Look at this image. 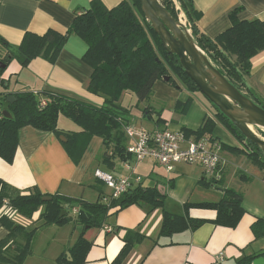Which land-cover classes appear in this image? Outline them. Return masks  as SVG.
Listing matches in <instances>:
<instances>
[{
    "label": "crops",
    "instance_id": "0c3cea01",
    "mask_svg": "<svg viewBox=\"0 0 264 264\" xmlns=\"http://www.w3.org/2000/svg\"><path fill=\"white\" fill-rule=\"evenodd\" d=\"M91 1L0 0V39L8 47L15 48L26 32L36 35H43L48 30L64 33L77 15L89 9ZM100 1L107 8H113L122 0ZM192 2L201 13L198 28L212 39L230 27L229 15L235 10H238L236 18L240 21L264 20V0ZM86 49L82 40L69 36L53 64L43 58H36L22 68L16 60H10L1 76L7 84H0V109L3 108L4 94L20 92L56 93L101 106L103 99L87 91L92 69L82 61ZM5 50L0 45V57ZM245 88L253 98L264 104V50L251 59ZM130 98L134 99L133 105L131 101L127 102ZM188 99H191L189 108L185 114H180L176 104L185 103ZM119 103L129 109L127 125L147 130L166 128L171 131H195L205 117L213 118L215 114L212 105L199 92H190L180 84L174 88L162 80L153 84L147 103L137 105L133 94L127 92L122 94ZM146 108L151 118L142 113ZM157 118L160 123H156ZM141 119H147L150 123H143ZM57 128L64 133L80 130L63 116L58 117ZM209 136L221 146L246 149L242 141L218 122ZM104 153L102 139L92 137L80 161L74 164L53 134L24 127L18 132V147L12 163L8 164L0 158V180L9 187L10 196L26 195L37 190L43 195L58 194L87 202L101 199V203L107 204L109 201L105 198L108 197H105L100 187L103 183L97 185L99 181L94 177L96 170L118 179L137 175L141 177L140 185L156 187L164 193L162 210L179 216L184 215L183 207L186 204L218 202L223 197L224 189H231L241 195L244 213L236 227L213 224L216 217L214 210L190 208L187 212L189 218L205 222L194 231L187 230L171 237L158 235L162 221L161 209L148 211L146 207L132 205L117 213L112 210L101 228L85 229L83 239L90 247L84 264H111L124 246L123 238L127 231L136 233L138 238L133 239L132 249L122 264H236L242 256L264 252V237L255 239L251 230L257 220L264 221V171L244 155L221 149V186L214 187L207 185L208 180L207 183L203 181V171L193 165H176L174 171L168 174L162 167L146 160L137 165L131 164L133 172L130 173L122 167L125 161L131 162L130 157L126 160L109 158L112 156L111 148L107 151L109 157H103ZM70 216L72 222L61 228L62 233L58 231L59 228L55 229V225L41 227L39 213L30 218L15 216L17 221L25 220L23 226L27 230L38 228L32 252L23 264H56L58 257L68 254L70 246L65 237L66 230L70 226L71 230L82 229L75 224V215ZM42 228L50 232V240L45 246L39 244ZM8 235L9 231L0 223V243ZM219 253L224 258L222 262L216 263Z\"/></svg>",
    "mask_w": 264,
    "mask_h": 264
},
{
    "label": "trees",
    "instance_id": "16d2710c",
    "mask_svg": "<svg viewBox=\"0 0 264 264\" xmlns=\"http://www.w3.org/2000/svg\"><path fill=\"white\" fill-rule=\"evenodd\" d=\"M172 18L178 19L181 14L186 28L190 31L199 49L205 53L211 63L238 91L255 104L260 102L251 96L245 88V77L249 75L251 59L264 50V20L240 21L236 18L238 10L229 15L230 27L209 38L198 28L201 13L195 8L192 0H158ZM69 36L82 40L87 49L82 61L92 73L87 85L88 93L103 99L97 107L79 100L56 93L20 92L4 94L3 108L0 109V158L10 164L18 147V132L24 127H31L40 132L53 134L63 146L66 154L74 164H78L92 137L102 139L105 149L103 157L108 156L126 160L127 139L124 127L128 123L129 109L119 101L123 93L133 94L136 103H147L152 93L153 84L169 76L167 82L171 87L178 84L169 75L172 73L190 92H199L194 84L185 76L176 56L165 52L159 38L145 21L137 0H122L113 8H107L100 0H92L88 10L77 15L64 33L48 30L43 35L26 32L17 47H8L0 39V45L6 48L0 61L6 66L10 60H16L25 68L32 60L43 58L54 63ZM4 70L0 69V84H7L1 79ZM13 97L7 103V97ZM46 101L39 107L40 100ZM191 99L185 103H177L176 109L185 114ZM261 105V104H260ZM213 118L205 117L202 125L195 131L182 129L186 137L195 139L210 135L216 122L229 133L242 141L246 149L221 146V149L235 155H244L252 164L264 171V155L254 144L245 139L238 130L218 110ZM264 109V104L260 106ZM7 111L10 118L2 115ZM142 113L151 118L148 109ZM63 116L75 124L78 132L64 133L57 128V120ZM156 123H160L157 118ZM264 137V133L261 134ZM61 137L64 141H61ZM106 160V158H105ZM99 181V180H98ZM207 183L206 179H203ZM101 181L98 182L100 184ZM205 185V184H204ZM221 186V180L215 184ZM9 187L0 180V223L8 231L7 238L0 243V264H23L32 252V244L38 228L27 230V227L15 224L12 213L30 218L42 208L41 227L55 225L65 226L72 222L70 212L77 208L74 222L81 226V233L76 242L67 251L69 257L61 255L56 264H84L90 244L83 239L85 229L101 228L110 211L125 209L136 205L146 207L148 211L161 209L165 195L156 187L137 185L134 189L122 194L117 199H110L107 204L99 200L87 202L81 198L74 199L62 195H43L37 190L26 195H9ZM50 197V201L42 198ZM7 201V205H3ZM241 195L231 189H224L223 197L214 203L186 204L184 215H173L162 210L160 237H171L184 231H194L205 221L191 219L187 212L190 208L214 210L213 224L234 228L244 211L241 207ZM113 213V214H114ZM254 238L264 237V221L257 220L251 226ZM136 233L127 231L123 240L124 246L111 264H122L134 244ZM11 254V255H9ZM264 258V252L257 255L242 256L236 264H251L256 258Z\"/></svg>",
    "mask_w": 264,
    "mask_h": 264
},
{
    "label": "water",
    "instance_id": "95a60500",
    "mask_svg": "<svg viewBox=\"0 0 264 264\" xmlns=\"http://www.w3.org/2000/svg\"><path fill=\"white\" fill-rule=\"evenodd\" d=\"M137 1L145 21L159 38L165 52L176 56L185 76L206 101L264 155V139L250 129L254 127L264 133V109L226 80L199 49L185 24L179 19L172 18L158 0ZM5 68L6 66L0 61V69L5 70ZM169 79V76H164L162 81L167 83ZM13 100V97H7L6 101L12 103ZM2 115L10 118L7 111H3ZM60 139L64 141L63 137ZM42 200L50 201L51 198L47 196ZM251 264H264V258L258 257Z\"/></svg>",
    "mask_w": 264,
    "mask_h": 264
},
{
    "label": "built area",
    "instance_id": "2783aa9c",
    "mask_svg": "<svg viewBox=\"0 0 264 264\" xmlns=\"http://www.w3.org/2000/svg\"><path fill=\"white\" fill-rule=\"evenodd\" d=\"M45 104L46 101L41 99L39 107L42 108ZM124 135L127 139L125 153L131 158L132 163L125 161L122 167L130 173L133 172L131 164L137 165L151 160L168 174L174 171L176 165L187 164L199 167L203 171L205 179L212 184L221 180L219 171L221 145L209 135L195 139L186 137L181 131H171L166 128L147 130L133 125L124 127ZM94 177L110 190V197L105 198L108 201L117 199L141 184V177L137 175L118 179L96 170ZM3 205L6 206L7 201H3ZM77 210V208L72 209L73 215L77 213ZM15 216L21 217L17 213H12L13 222L17 221ZM20 221H17L19 225H25V220ZM223 258L222 253H219L216 263L222 262Z\"/></svg>",
    "mask_w": 264,
    "mask_h": 264
},
{
    "label": "rangeland",
    "instance_id": "374dc122",
    "mask_svg": "<svg viewBox=\"0 0 264 264\" xmlns=\"http://www.w3.org/2000/svg\"><path fill=\"white\" fill-rule=\"evenodd\" d=\"M178 19L182 22V23H184L185 24V21H184V19H183V17H182V15L181 14H179L178 15ZM169 75L175 80V82H177V84L179 85H181V83L179 82V80L172 74V73H169ZM202 98L204 99V97L202 96ZM125 101V100H124ZM129 101H131V103H132V105H133V103H134V99H132V98H130L127 102H129ZM127 104V103H126ZM261 104V105H260ZM262 104L263 103H259V104H257L258 106H262ZM211 105V104H210ZM129 108H131L132 109V111L133 112H137L138 113V115H139V112L138 111H136L135 109H134V107H131V105H129ZM139 118V117H138ZM141 121H143V123H150V121H148L147 119H141ZM140 122V121H139ZM138 122V123H139ZM252 131L256 134V135H258L260 138H262V139H264V137L263 136H261V134L263 133V132H261L259 129H256V128H254V127H252ZM255 167V166H254ZM163 170V169H162ZM97 185H101V184H97ZM101 188H102V190H103V193H104V195H105V197H110V190L104 185V184H102L101 186H100ZM100 201H101V199H99ZM41 212H42V208H39L36 212H34L32 215H31V217L33 216V215H36V214H38L39 213V215L41 214ZM70 214L73 216V213L72 212H70ZM22 217V216H21ZM14 223L15 224H19L17 221H14ZM33 223H34V221H33ZM34 224H36V222L34 223ZM69 224L70 223H68V224H66L65 226H62V227H58V226H55L56 228L55 229H57V228H59L60 230H58V231H60L61 233L63 232V230H61V228L63 229L64 227H67V226H69ZM72 228H71V226L66 230V240H67V242L69 243V246L70 247H72V245H73V242H74V240H75V238L77 237V236H79V234L81 233L80 231H81V229H74V230H71ZM49 230H46V229H41V236H40V239H39V244L42 246V245H46L47 244V242L50 240V238H48V233H50V232H48ZM39 232V233H40ZM9 255H11V254H9ZM66 256H67V254H66ZM68 258V257H67Z\"/></svg>",
    "mask_w": 264,
    "mask_h": 264
},
{
    "label": "bare ground",
    "instance_id": "6f19581e",
    "mask_svg": "<svg viewBox=\"0 0 264 264\" xmlns=\"http://www.w3.org/2000/svg\"><path fill=\"white\" fill-rule=\"evenodd\" d=\"M250 129H252V128L250 127Z\"/></svg>",
    "mask_w": 264,
    "mask_h": 264
}]
</instances>
